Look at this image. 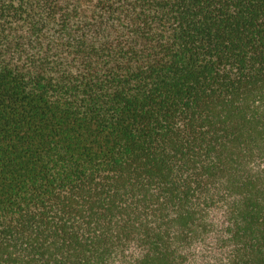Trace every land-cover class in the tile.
<instances>
[{"label":"trees","instance_id":"trees-1","mask_svg":"<svg viewBox=\"0 0 264 264\" xmlns=\"http://www.w3.org/2000/svg\"><path fill=\"white\" fill-rule=\"evenodd\" d=\"M0 264H264V0H0Z\"/></svg>","mask_w":264,"mask_h":264}]
</instances>
